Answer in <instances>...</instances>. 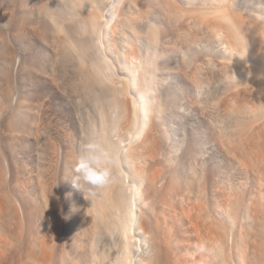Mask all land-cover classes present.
I'll return each mask as SVG.
<instances>
[{
  "label": "rangeland",
  "instance_id": "rangeland-1",
  "mask_svg": "<svg viewBox=\"0 0 264 264\" xmlns=\"http://www.w3.org/2000/svg\"><path fill=\"white\" fill-rule=\"evenodd\" d=\"M109 1L0 0V252L12 249L0 254V263L4 260V264H32L30 249L38 248L40 227H44L43 231L49 229L45 216L59 215L66 238L58 243L57 264H65L61 254L72 257L74 264H93V259L96 264H122L120 227L103 196L105 187L97 189L87 201L70 182L80 145L89 138L104 142L107 130L110 139L125 146L119 160L125 181L138 185L142 191L136 200L137 214L144 207H153L158 222L162 216L169 219L167 224L173 225L172 242L169 240L172 245H167L169 254H176L181 260L184 255V264H195L186 257V253L194 251L197 241L191 226L194 215L200 212L198 217H207L204 222L208 225L210 206L220 193L247 192L251 187L249 172L238 164L236 167L231 151L223 146L246 135L262 112L235 102L228 103L231 107L221 106L223 97L246 75L229 62L231 52L224 36L219 28L209 26L208 19L222 10H252L264 15V0H124L121 11L113 17L114 40L103 43L102 31L97 35L94 29L97 55L107 58L113 80L126 82L127 72L138 57L147 77L145 83L154 89V106L158 107L144 136L147 149L141 150L157 147L153 148L154 154L142 151L143 155L135 160L138 163L127 155V147L137 144L132 140L134 130L128 128L131 117L127 115L126 101L131 99L132 90L126 89L127 99L122 96L113 103L110 83L98 86L91 79L87 62L79 58V50L65 37L82 17H92L96 28L104 27L111 12ZM61 14L67 21L59 20L57 25L53 18L62 17ZM126 50L130 61L123 59ZM154 141L159 145L153 146ZM134 170L143 176L154 172L157 179L153 187L142 182ZM50 205L56 208L47 214ZM227 210V247L208 243L214 248L209 257L213 264L221 263L231 248V253L235 251L234 215L231 208ZM135 232L141 242L138 264H153L152 245L141 250L145 235L138 228ZM78 240H82L83 247ZM36 249L34 257L38 254ZM72 253L77 254L73 257Z\"/></svg>",
  "mask_w": 264,
  "mask_h": 264
},
{
  "label": "bare ground",
  "instance_id": "bare-ground-1",
  "mask_svg": "<svg viewBox=\"0 0 264 264\" xmlns=\"http://www.w3.org/2000/svg\"><path fill=\"white\" fill-rule=\"evenodd\" d=\"M122 4L124 5V0H119V5H118V8L115 10V13L118 14V12L121 11ZM92 8H94V7H92ZM240 8H241V6H240ZM251 11L249 10V12H245V11L243 12V11L222 10L221 12H218L217 14H215L214 18L208 19L209 26L219 28V30L222 32V34L224 36L223 37L224 42H225L227 48L231 52L230 56L228 57L229 62L238 65V67L241 68L242 72L243 73L245 72V74L243 76L246 75V78L233 91L229 92L227 95H225L223 97V99L221 100V103H220L221 106H229L228 103L235 102L238 105H241L244 107L248 106L251 109L260 110L262 112V116H260L258 118V120L254 122V124L252 125V127L250 128V130L248 131V133L246 135L241 136L237 142L234 141L235 143H233V141H232V144L231 143L225 144V146H223L224 149L231 151V154L234 156V159L236 160V167H238L237 166V164H238V165L242 166L241 168L244 167L249 172L250 177L252 179V183L250 184L251 187H250L249 191H247V192L242 191V192H235V193L223 192L222 194L220 193L218 195L217 200H214L212 202L213 204L210 206V210L212 211V214L210 215L209 224L205 225L206 222H204V221L207 217L206 218H203V217L199 218L198 213H200V212H198L194 215L195 225H194V223H193V225H191L193 228V235L195 236V238L197 240L195 243H198L201 241H206L207 243H210V244H213V243H214V245L222 244L225 246L224 238L226 236L225 235L226 234L225 233L226 218L224 216L226 215L225 212L227 214H229L227 212L228 211L227 208L228 207L231 208V211L233 212V215H234L233 223L235 226L234 236L232 238L233 239L232 240L233 241L232 246H234L235 251H233L231 253L230 250L233 248H231L230 250H228L227 248H224V249L221 248L222 250H225V249L228 250V252H230L231 254L225 252V256L222 259V262L219 264H233L232 262H234L235 264H264V15L262 13L261 14L257 13L256 11H254V12L253 11L251 12ZM92 14L90 16H92ZM114 14L112 13V10H111V12L109 13L108 19H106L105 26L104 27L99 26L97 28L94 27V22L91 21V20H93L92 17L91 18L90 17H82L78 22L74 21V22H76V25L73 28H70L67 30L65 37L71 44H73V46L77 50H79L78 51L79 52L78 54L80 55L79 58L84 59L83 61L87 62L88 65H86V67H87L88 73L87 72L86 73L91 76V79H93L98 84V86H99V84L102 86V84L110 83L111 86H110V88L108 87V89L110 90V100L113 101V103H117L119 98L122 96L126 97L125 95H126V89L127 88H130V90H132L133 94H132V96H129V97H131V99L126 101L127 113H128L127 115L129 116V117L128 116L127 117L128 118L131 117L130 118L131 121H129V127L128 128L130 131L134 130L133 133L135 134V136H138V139H134V138L132 139V140L136 141L137 144L131 143L130 146L127 147L128 148L127 155H128V158L130 159V161H135L138 158V156H140V154H142L141 153L142 151L145 152V150H141V148L147 149L145 147L146 143H145L144 136H145V134H146V132L150 126L149 122L151 120V117L154 116L153 112L156 113V111H157L156 107H158V106H156V105L154 106V98L152 96L154 89L152 88L151 85H148L145 83V77L146 76H145V73H143V71L140 68L141 61L140 62L138 61V57L136 58L135 63L132 62V63H134V65H132V67L127 72L128 77H126V79H127L126 82H120V80L119 81L113 80V78H112L113 73H111V71H110V67H109L107 58H105V57L103 58V57L97 55L98 51H96V50L98 48L96 47L94 29H97L96 30L97 35H99V33L102 31L101 32L102 37L100 39H102L103 43H106L109 40H114V39H112V34H111V29H112V26L114 25V22H115V21H113ZM53 20H54V22H57V25L60 24V21H63V22L67 21V19L65 17H63V15H62V17H54ZM96 20H98V19H96ZM95 25H98L97 21H95ZM55 26H56V23H55ZM69 27H70V25H69ZM60 41H62V40H60ZM62 42H64V40ZM66 42L64 44H66ZM97 45H98V43H97ZM103 47H105V46H103ZM95 51H96V53H95ZM86 55H88L89 57H87ZM123 59L126 61L132 60L129 51H127V50L124 51ZM228 60H227V62H228ZM241 70H239V71H241ZM127 97H126V99H127ZM229 107H231V105ZM251 113H253V112H251ZM129 133H131V132H129ZM154 142L155 143L153 146H155V144H158L156 141H154ZM103 143L111 145V144L120 143V141H114V140L110 139L109 135H108V130H107L104 133V142ZM151 147L152 146H150V148ZM155 147H157V146H155ZM155 147H153V148H155ZM148 148H149V146H148ZM153 148L148 149L150 152L153 151V153H151V154H154L155 149H153ZM148 150L146 152L149 155L150 152H148ZM219 150H221V149H219ZM214 153H215V151H214ZM151 154H150V156H151ZM152 157H151V159H152ZM136 161H135V163L139 162V161L138 162H136ZM150 162H151V160H150ZM229 164H231V161L229 162ZM160 169H158V170H160ZM234 169L236 170L237 168H234ZM133 172L136 176L139 177V179L142 182H147V184L148 183L152 184L154 181H156L155 179H157L156 174L154 172H147L146 176L138 175L135 170ZM157 173H158V171H157ZM231 173H233V172L230 171V174ZM235 173H237V172H235ZM241 176H242V174H241ZM145 177H146V179H145ZM228 177L230 178V176H228ZM125 178H126L125 171L121 168V166L118 163V165L116 166V168L114 170V173H113V176H112L110 183L105 186V194L103 195L105 198V201L107 202L108 207L110 208V211H112V216L118 220V224L120 227V247H121V249L123 248V243H124L123 229H124V225H125L126 220H127V213H126V210H125V207L123 204V197H122L123 187L126 183L129 182L127 180L125 181ZM227 180L229 181V179H227ZM233 181H235V179ZM229 183H231V182H229ZM240 184H244V183H240ZM238 185H237V187H238ZM152 187H153V184H152ZM228 187H229V184H228ZM240 187H241V185H240ZM246 187H244V188H246ZM0 199L2 200V198H0ZM4 202L7 203L8 201H4ZM183 202H185V201H183ZM187 202L185 205H187ZM136 204H137V202H135V207H136ZM193 204H195V203H193ZM0 205H1V203H0ZM4 205L5 204H3V206ZM50 206H51V208L49 207L50 209H48V211L46 210L47 214H48V212H53L52 209L55 207V205L53 207H52V205H50ZM164 206H166V205H164ZM55 208H54V210H55ZM189 208H191V207H189ZM204 208H203V210H204ZM5 209H6L5 214H7L8 210H7V208H5ZM152 209H153V207L151 209H149L148 207H144V209L139 212V215L137 214L138 213L137 211L135 212L136 216L138 217V223L136 225V229L138 228L139 231L144 233V235H145V238L143 240V246L141 245V250L143 249V247L148 248L149 245H152L153 264H184V263H187V262L182 261L185 257L184 255H183V259L181 260V258L178 255L173 254V253L169 254V249H168L167 245L168 244L170 246L172 245V244H170L169 240H170V235L172 234L173 225L167 224V220H169V219H166V216H162L160 218L161 220H159V222H160L159 223L157 218L153 215L154 210H152ZM169 209H170V207H169ZM184 209H187V208L184 207ZM207 209H205V210H207ZM63 210H65V209H63ZM193 210H194V208H193ZM46 211L45 212L43 211V212L46 214ZM182 211H184V210H182ZM188 211L191 213L190 210H188ZM188 211L186 210L185 212L187 213ZM165 212L163 215H165ZM185 212H182L183 214L181 212L180 213L182 215H186V214H184ZM35 213H38V212L35 211ZM175 213H176V211H175ZM61 214H63V213H61ZM189 215H191V214H189ZM186 216H188V215H186ZM229 216H230V214H229ZM61 217H64V216H61ZM188 217H190V216H188ZM3 218H4V214H3ZM81 221L83 223V220H80V222ZM17 222L19 223L18 220H17ZM39 222H40V220H39ZM42 222H43V219H42ZM44 222L46 224H49V229H48V231H43L44 227L43 228H41L42 226L40 227V229L42 231L39 232L40 235L36 239V244H37L38 248L36 249V247H35V249L38 250V254L34 257V254L37 252L34 249L33 250V251H35V253H34L32 251V248L30 249V251L33 253V257H34V259L32 257V260H33L32 264H57L56 249H57V247H59L58 243H61L66 238L65 232L63 230V225L61 223L62 218H60L59 215L52 216V217L45 216ZM16 225H18V224H16ZM20 225H21V223H20ZM37 225H38V223H37ZM43 225H44V223H43ZM185 227H187V226H185ZM230 227H232V226H230ZM9 228H10V226L8 227V229ZM11 228H13V227H11ZM8 229H7V232H8ZM136 229H135V231H136ZM84 230H85V228H84ZM86 230H87V228H86ZM198 230L200 233H198ZM4 232H5V229H4ZM12 232L13 231H11L10 233L12 234ZM229 232H230V229H229ZM8 234L9 233H7V235ZM174 234H176V233L174 232ZM135 235H136V232H135ZM12 238H13V236H12ZM78 238H81V237H78ZM0 239H2V238H0ZM30 239H32V238H30ZM76 240H77V237H76ZM82 240L81 241L78 240V244L80 242L79 246L82 245L81 244ZM85 240L88 241L87 237ZM170 241L172 242V240H170ZM188 241H191V240L189 239ZM188 241L186 240V242H188ZM175 242H176V240H175ZM2 243H4V242H2ZM30 243H32L31 240H30ZM176 243H179V242H176ZM226 243H227V241H226ZM10 244H13V243H9V245ZM189 245H191V244H189ZM29 246L31 247V245H29ZM179 246H180V243H179ZM209 246H211V245H209ZM6 247H8V246L6 245ZM6 247H5V249H6ZM26 247H25V249H26ZM80 247H83V246H80ZM221 247H223V246H221ZM225 247H227V246H225ZM172 248H174V247H172ZM78 249H80L79 251H81V248H78ZM89 249H91V247ZM221 249H219V250H221ZM11 250H8V251L10 252ZM66 250H67V248H66ZM222 250H221V253H222ZM8 251H3V252L4 253L6 252L8 254ZM3 252L1 251L0 254H2ZM74 252H75V250H74ZM88 252H89V250H88ZM142 252H145V251H142ZM186 252H187V250H186ZM15 253H17V252H15ZM67 254H68V251H67ZM73 254L74 253H72V255ZM75 254H77V253H75ZM63 255L61 254V258L63 260V263L74 264L72 259H71L72 257L69 258V257H66L65 255L63 256ZM74 255H73V257H74ZM92 255H91V257H92ZM25 257H27V256H25ZM84 257H85V255H84ZM213 258L215 259L214 256H213ZM0 259H3V258L0 257ZM12 259H13V257H12ZM29 259H30V257H29ZM15 260H16V258H15ZM90 260H91V258L89 259V261ZM191 260L194 261L195 264H213L210 261L209 257L200 256V255L195 256ZM215 260H217V258ZM2 261L3 262H1V263L4 264V260H2ZM13 261H14V259H13ZM23 261H25V260H23ZM30 261H31V259H30ZM67 261H68V263H67ZM75 261H76V259H75ZM94 261H95V259H93V262L92 261L91 262L94 264L96 262V261L95 262ZM104 261H105V259H104ZM8 263L10 264V262H8ZM190 263L191 262H189V264ZM75 264H76V262H75ZM89 264H91V263L89 262Z\"/></svg>",
  "mask_w": 264,
  "mask_h": 264
},
{
  "label": "clouds",
  "instance_id": "clouds-1",
  "mask_svg": "<svg viewBox=\"0 0 264 264\" xmlns=\"http://www.w3.org/2000/svg\"><path fill=\"white\" fill-rule=\"evenodd\" d=\"M119 0H111L110 9L112 13L118 8ZM99 43V41H97ZM134 139H138L133 133ZM124 145L105 144L99 140L89 138L85 140L79 148L73 175L70 178L72 186L79 190L87 201L96 194L97 189L108 185L112 179L114 170L119 163ZM142 195L140 187L128 182L122 190L123 204L127 213V220L124 225V243L122 248V264H138L140 252V240L135 235L138 217L136 216V200ZM194 251L186 253L188 259L195 256L211 257L214 248L210 247L206 241L196 243Z\"/></svg>",
  "mask_w": 264,
  "mask_h": 264
}]
</instances>
